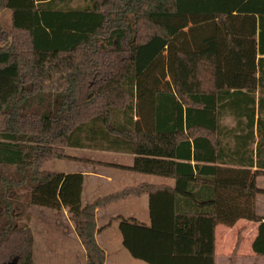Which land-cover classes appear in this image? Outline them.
Returning <instances> with one entry per match:
<instances>
[{"label": "trees", "instance_id": "obj_1", "mask_svg": "<svg viewBox=\"0 0 264 264\" xmlns=\"http://www.w3.org/2000/svg\"><path fill=\"white\" fill-rule=\"evenodd\" d=\"M70 1L0 0V264H34L28 206L65 209L86 264H105L95 235L114 221L145 264H215V227L240 219L264 258V0ZM65 148L131 154L129 171L174 186L82 205V174L43 169ZM142 194L148 226L96 227L97 208Z\"/></svg>", "mask_w": 264, "mask_h": 264}, {"label": "crops", "instance_id": "obj_2", "mask_svg": "<svg viewBox=\"0 0 264 264\" xmlns=\"http://www.w3.org/2000/svg\"><path fill=\"white\" fill-rule=\"evenodd\" d=\"M7 11L9 26H2L9 29L11 12ZM0 23L2 24L1 18ZM65 155L69 158L68 160L55 161H60L68 166L50 172L80 173L83 175L82 205L92 204L97 200L142 184L169 188L174 186L172 179L129 171L128 169L132 167L134 160V156L131 154L66 148ZM255 183L259 190L264 191V176L257 177ZM41 213L42 215L35 219V225L31 227L34 245H36V262L34 261V264H86L85 251L68 212L65 209L58 211L47 209V212ZM255 214L260 219H264V195L262 194L255 197ZM117 217L132 219L148 226L150 224L148 195L125 197L97 208L95 211L96 227L104 228L111 219ZM258 226L259 223L245 219L236 221L231 227L217 225L214 235L215 264H218L220 251L223 252L220 254L222 264L230 263L229 258L235 250L239 236L241 241L233 264H264V258H257L251 248L257 235ZM234 235H236V241L232 247V243L229 241ZM95 238L105 253V264H145L133 259L123 247L118 221L106 226L95 235Z\"/></svg>", "mask_w": 264, "mask_h": 264}, {"label": "rangeland", "instance_id": "obj_3", "mask_svg": "<svg viewBox=\"0 0 264 264\" xmlns=\"http://www.w3.org/2000/svg\"><path fill=\"white\" fill-rule=\"evenodd\" d=\"M83 4H84V0H72V1L69 2V5L73 6V7L83 6ZM7 17H8V11L5 10L2 13V17H1L2 25L4 27H8L9 26L8 25L9 22H8ZM0 122H1V119H0ZM222 124L225 125L226 127H231V126L234 125V122H233V120L230 117H225L222 120ZM65 149H64V151H65ZM67 166L68 165H64V163H62L60 161H50V162L46 163L43 166V169L44 170H49V171H55V170H59L61 168H66ZM1 170L5 171L6 174H12L14 169L13 168H9V169L5 168V169H1ZM41 212H47V209L46 208H41V207H36V206H28L27 209H26V212L24 213V217L21 219V223H28L29 222L28 225H29V227L31 229V227L33 225H35V219L42 215ZM48 213H50V212H48ZM33 231H34V227H33ZM31 232H32V230H31ZM235 241H236V235L231 236L229 242L232 243V247H234ZM35 250H36V245H34V253H35ZM218 254H219L218 264H222L223 262L221 261L222 257H221L220 254H223V252L220 251ZM34 261L36 262V253L34 255Z\"/></svg>", "mask_w": 264, "mask_h": 264}]
</instances>
